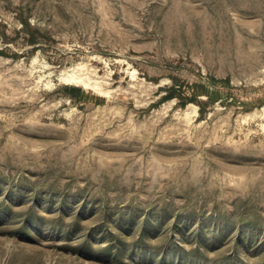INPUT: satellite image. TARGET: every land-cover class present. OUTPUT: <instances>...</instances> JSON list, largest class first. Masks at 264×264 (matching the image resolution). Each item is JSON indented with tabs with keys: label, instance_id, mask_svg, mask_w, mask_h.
<instances>
[{
	"label": "rangeland",
	"instance_id": "rangeland-1",
	"mask_svg": "<svg viewBox=\"0 0 264 264\" xmlns=\"http://www.w3.org/2000/svg\"><path fill=\"white\" fill-rule=\"evenodd\" d=\"M0 264H264V0H0Z\"/></svg>",
	"mask_w": 264,
	"mask_h": 264
},
{
	"label": "trees",
	"instance_id": "trees-1",
	"mask_svg": "<svg viewBox=\"0 0 264 264\" xmlns=\"http://www.w3.org/2000/svg\"><path fill=\"white\" fill-rule=\"evenodd\" d=\"M172 98H173V96H172Z\"/></svg>",
	"mask_w": 264,
	"mask_h": 264
}]
</instances>
